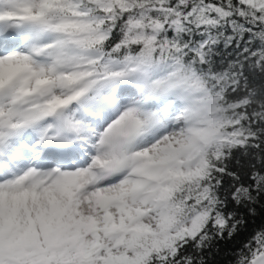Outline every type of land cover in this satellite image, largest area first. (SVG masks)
Here are the masks:
<instances>
[{"label": "snow or ice", "instance_id": "1", "mask_svg": "<svg viewBox=\"0 0 264 264\" xmlns=\"http://www.w3.org/2000/svg\"><path fill=\"white\" fill-rule=\"evenodd\" d=\"M264 264V0H0V264Z\"/></svg>", "mask_w": 264, "mask_h": 264}, {"label": "trees", "instance_id": "2", "mask_svg": "<svg viewBox=\"0 0 264 264\" xmlns=\"http://www.w3.org/2000/svg\"><path fill=\"white\" fill-rule=\"evenodd\" d=\"M226 256H227L226 252L221 254V259L225 260V264H227Z\"/></svg>", "mask_w": 264, "mask_h": 264}]
</instances>
